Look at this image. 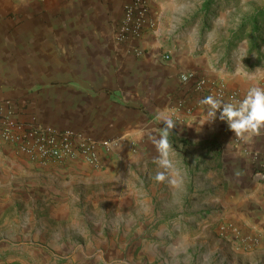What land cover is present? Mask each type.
<instances>
[{
    "label": "crops",
    "instance_id": "crops-1",
    "mask_svg": "<svg viewBox=\"0 0 264 264\" xmlns=\"http://www.w3.org/2000/svg\"><path fill=\"white\" fill-rule=\"evenodd\" d=\"M129 1L0 0V105L23 121L35 118L116 143L102 156L103 169L94 170L83 162L41 167L0 140V197L14 191L9 180L32 190L62 177L68 178L63 188L71 195L77 182L90 183L88 176L97 180L100 173V180L114 188L113 197L122 199L131 176L145 175L147 165L155 163L149 133L159 135L163 124L157 113L163 111L176 123L172 146H201L211 157L202 166L214 174L217 185L210 192L218 195L226 222L258 239L251 251L233 243L235 264H264V134L244 143L226 122L204 123L202 95L179 81L181 73L196 71L242 99L249 87H264V62L226 57L184 32L172 36L176 9L184 0H149L142 36L117 41ZM179 102L184 110L177 115ZM22 196L14 194L17 201ZM66 201L58 200V212L63 206L67 213ZM1 206L0 201V214Z\"/></svg>",
    "mask_w": 264,
    "mask_h": 264
},
{
    "label": "rangeland",
    "instance_id": "rangeland-1",
    "mask_svg": "<svg viewBox=\"0 0 264 264\" xmlns=\"http://www.w3.org/2000/svg\"><path fill=\"white\" fill-rule=\"evenodd\" d=\"M184 1L172 36L184 32L226 57L264 62V0ZM173 147L168 179L158 183L157 165H147L145 175L131 176L122 199L100 173L77 182L73 195L63 188L67 177L32 190L9 180L14 191L0 197V264H235L233 243L244 251L257 245L246 249L228 228L210 192L217 181L202 166L211 157L201 146ZM60 198L67 213L57 211Z\"/></svg>",
    "mask_w": 264,
    "mask_h": 264
},
{
    "label": "built area",
    "instance_id": "built-area-1",
    "mask_svg": "<svg viewBox=\"0 0 264 264\" xmlns=\"http://www.w3.org/2000/svg\"><path fill=\"white\" fill-rule=\"evenodd\" d=\"M148 13L149 0L127 2L118 26L117 41L140 38L146 28ZM162 58L168 61L170 54L165 53ZM179 81L184 86L189 85L192 93L201 94L203 98L213 95L222 98L224 102L240 99L236 93L228 92L223 82L209 79L196 71L181 73ZM183 107V103L179 102L175 114H180L184 110ZM176 118L179 119L177 116ZM0 140L14 146L17 151L41 167H62L71 162H83L94 170H102V156L109 155L116 147L112 139H97L72 129H57L42 124L35 118L20 120L16 113L1 105ZM228 228L245 248L257 245L258 239L244 235L239 227L230 224Z\"/></svg>",
    "mask_w": 264,
    "mask_h": 264
},
{
    "label": "clouds",
    "instance_id": "clouds-1",
    "mask_svg": "<svg viewBox=\"0 0 264 264\" xmlns=\"http://www.w3.org/2000/svg\"><path fill=\"white\" fill-rule=\"evenodd\" d=\"M200 105L206 106L205 122H214L217 118L226 122L234 137L244 143H250L254 138L264 134V87L253 85L248 88L242 99L224 102L222 98L208 95L198 101ZM217 113L219 116L217 117ZM163 127L157 131L159 135L149 133L156 156L154 162L158 167L155 180L163 183L168 179V173L173 168L172 156L175 149L170 143L169 136L176 126L175 121L164 114L163 111L157 113Z\"/></svg>",
    "mask_w": 264,
    "mask_h": 264
},
{
    "label": "trees",
    "instance_id": "trees-1",
    "mask_svg": "<svg viewBox=\"0 0 264 264\" xmlns=\"http://www.w3.org/2000/svg\"><path fill=\"white\" fill-rule=\"evenodd\" d=\"M205 2L207 3V1H205ZM205 2H204V3H205Z\"/></svg>",
    "mask_w": 264,
    "mask_h": 264
}]
</instances>
